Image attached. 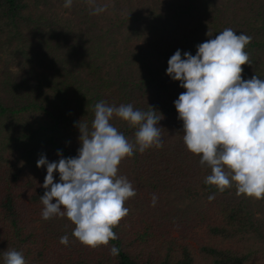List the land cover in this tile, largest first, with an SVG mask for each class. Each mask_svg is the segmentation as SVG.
Wrapping results in <instances>:
<instances>
[{"label": "trees", "instance_id": "16d2710c", "mask_svg": "<svg viewBox=\"0 0 264 264\" xmlns=\"http://www.w3.org/2000/svg\"><path fill=\"white\" fill-rule=\"evenodd\" d=\"M63 5L0 0V264L13 249L27 264H264V199L237 195L234 183L223 193L204 184L211 170L187 150L174 106L186 89L166 74L177 49L195 55L197 44L232 28L252 37L245 48L252 65H242L243 77L264 79V0ZM102 5L106 11L90 14ZM101 100L162 113L163 147L122 160L118 175L137 194L113 228L118 239L93 249L72 235L67 217L42 219L46 166L36 161L42 154L58 161L57 150L76 156L77 122L90 127ZM111 123L134 142L127 122L114 116Z\"/></svg>", "mask_w": 264, "mask_h": 264}, {"label": "clouds", "instance_id": "9594fccd", "mask_svg": "<svg viewBox=\"0 0 264 264\" xmlns=\"http://www.w3.org/2000/svg\"><path fill=\"white\" fill-rule=\"evenodd\" d=\"M72 3L64 0L63 6L70 8ZM107 7L94 6L90 14L98 15ZM251 40L225 28L197 44L195 55L177 49L167 61L166 74L186 89L174 106L183 121L187 150L199 155L200 164L211 170L204 184L223 193L234 183L237 195L259 200L264 199V79L242 75V65H252L245 51ZM114 116L135 129L134 142L111 123ZM161 119L163 114L157 115L152 106L143 111L131 103L97 102L90 127L77 122L81 147L76 156L63 157L57 150L58 161L50 162L43 154L36 161L38 168L46 166L42 219L67 217L75 225L72 235L93 249L118 239L113 228L129 214L125 203L137 194L131 181L118 175V166L137 151L163 147ZM156 202L153 195L152 205ZM60 243L67 246L68 236H62ZM110 254L117 256L119 248L113 245ZM3 262L27 264L24 254L14 249L3 252Z\"/></svg>", "mask_w": 264, "mask_h": 264}]
</instances>
